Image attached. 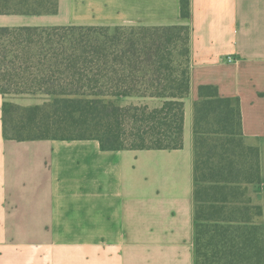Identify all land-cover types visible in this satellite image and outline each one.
Instances as JSON below:
<instances>
[{"label":"crops","instance_id":"obj_1","mask_svg":"<svg viewBox=\"0 0 264 264\" xmlns=\"http://www.w3.org/2000/svg\"><path fill=\"white\" fill-rule=\"evenodd\" d=\"M55 14H3L0 26L189 27V92L175 149L103 150L95 139L13 140L2 106L44 94L0 93V264H195L194 105L199 87L238 105L259 152L248 186L264 230V0H58ZM159 105L156 98L116 100Z\"/></svg>","mask_w":264,"mask_h":264},{"label":"trees","instance_id":"obj_2","mask_svg":"<svg viewBox=\"0 0 264 264\" xmlns=\"http://www.w3.org/2000/svg\"><path fill=\"white\" fill-rule=\"evenodd\" d=\"M58 0H0L3 14H55ZM182 18L189 0H180ZM189 92V27L0 26V93L49 101H5L2 125L13 140L95 139L103 150L175 149L183 143ZM156 98L159 105L116 100ZM194 105L195 264H264L259 152L242 136L238 105L212 85Z\"/></svg>","mask_w":264,"mask_h":264},{"label":"rangeland","instance_id":"obj_3","mask_svg":"<svg viewBox=\"0 0 264 264\" xmlns=\"http://www.w3.org/2000/svg\"><path fill=\"white\" fill-rule=\"evenodd\" d=\"M47 101H49V100H47ZM47 101H45V102H47ZM45 102H43V103H45ZM43 103H42V104H43Z\"/></svg>","mask_w":264,"mask_h":264}]
</instances>
